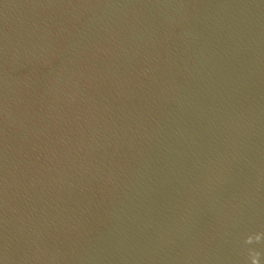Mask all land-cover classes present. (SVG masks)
Masks as SVG:
<instances>
[{
	"label": "water",
	"instance_id": "obj_1",
	"mask_svg": "<svg viewBox=\"0 0 264 264\" xmlns=\"http://www.w3.org/2000/svg\"><path fill=\"white\" fill-rule=\"evenodd\" d=\"M0 264H264V0H0Z\"/></svg>",
	"mask_w": 264,
	"mask_h": 264
}]
</instances>
